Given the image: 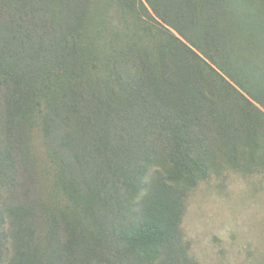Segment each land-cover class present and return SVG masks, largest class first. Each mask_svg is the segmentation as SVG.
Returning <instances> with one entry per match:
<instances>
[{"label":"trees","instance_id":"obj_1","mask_svg":"<svg viewBox=\"0 0 264 264\" xmlns=\"http://www.w3.org/2000/svg\"><path fill=\"white\" fill-rule=\"evenodd\" d=\"M0 93V264H197L188 192L264 174V0H0Z\"/></svg>","mask_w":264,"mask_h":264},{"label":"rangeland","instance_id":"obj_2","mask_svg":"<svg viewBox=\"0 0 264 264\" xmlns=\"http://www.w3.org/2000/svg\"><path fill=\"white\" fill-rule=\"evenodd\" d=\"M201 58L211 64L205 57ZM181 60L192 63L189 55ZM6 125L5 117H0L1 149L9 146ZM33 143L36 150L22 149L19 145L12 156L10 167L17 169L10 199L13 204L37 202L36 189L28 175L31 159L35 154H42V147ZM215 161H218L216 173L199 180L186 196L179 223L182 240L197 264H264V174L234 170L220 156ZM5 194L2 189L0 207L6 204ZM3 229H7V223Z\"/></svg>","mask_w":264,"mask_h":264}]
</instances>
